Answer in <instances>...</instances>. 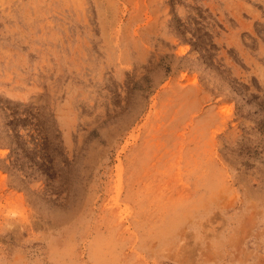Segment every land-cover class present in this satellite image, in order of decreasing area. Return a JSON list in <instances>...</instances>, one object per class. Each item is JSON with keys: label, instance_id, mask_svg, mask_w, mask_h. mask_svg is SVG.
Masks as SVG:
<instances>
[{"label": "rangeland", "instance_id": "374dc122", "mask_svg": "<svg viewBox=\"0 0 264 264\" xmlns=\"http://www.w3.org/2000/svg\"><path fill=\"white\" fill-rule=\"evenodd\" d=\"M0 264H264V0H0Z\"/></svg>", "mask_w": 264, "mask_h": 264}]
</instances>
